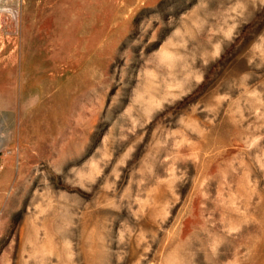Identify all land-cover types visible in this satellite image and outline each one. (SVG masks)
Instances as JSON below:
<instances>
[{"label": "rangeland", "instance_id": "rangeland-1", "mask_svg": "<svg viewBox=\"0 0 264 264\" xmlns=\"http://www.w3.org/2000/svg\"><path fill=\"white\" fill-rule=\"evenodd\" d=\"M0 264H264V0H0Z\"/></svg>", "mask_w": 264, "mask_h": 264}]
</instances>
